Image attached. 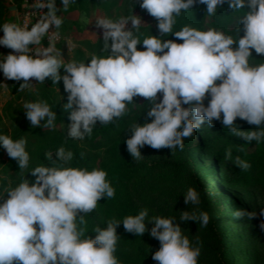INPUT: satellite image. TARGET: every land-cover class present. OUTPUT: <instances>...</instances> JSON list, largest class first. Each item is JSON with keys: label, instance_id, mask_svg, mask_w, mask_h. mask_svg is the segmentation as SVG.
Instances as JSON below:
<instances>
[{"label": "clouds", "instance_id": "clouds-1", "mask_svg": "<svg viewBox=\"0 0 264 264\" xmlns=\"http://www.w3.org/2000/svg\"><path fill=\"white\" fill-rule=\"evenodd\" d=\"M71 2L60 0L65 9ZM197 2L206 5L208 15L225 2L233 10L247 8L239 19L238 39L214 29L184 26L172 32L181 43L152 35L139 43L144 50H138L133 30L138 29L140 16L98 18L96 26L103 29L102 51L107 55H93L87 63H64L54 44L57 33L49 31L50 26L58 29L62 23L57 0H45L40 7L47 12L30 28L0 24V46L13 50L7 55L0 53V72L6 79L23 80L19 91L32 85L29 78L39 82L50 78L53 83L62 80L68 94L63 109L71 121L67 135L78 140L90 136L98 121L104 125L123 115L134 97L147 98L151 106L146 117L151 122L146 119L133 125L131 137L125 141L134 159L142 156L140 149L145 145L182 148V138L205 122L211 127L219 121L236 136L259 143L264 139V63L251 66L248 58L251 50L264 54V0H140V8L157 20L156 28L164 35L172 30L181 10L188 11ZM46 33L47 47H36ZM60 69L65 74L61 75ZM24 111L32 127L53 126L56 113L46 102H28ZM237 118L255 125V130L242 135L243 131L233 126ZM25 144L23 137L13 140L0 134V147L17 161L20 170L29 162ZM55 156L59 163L52 159L53 154L45 153L56 166L31 169L34 181L23 179L15 187L0 190V264H119L114 255L117 227L122 224L126 232L142 236L149 232V223L153 225L149 235L160 242L152 260L157 264H197L199 248L182 235L180 224L160 216L146 223L147 209L122 221L110 220L105 228L95 229L94 238H82L84 229L78 227L77 217L82 225L84 215L80 213L95 209L102 197L112 198L114 188L102 169L64 167L72 152L61 147ZM236 164L242 169L249 167L239 158ZM183 196L185 204L199 203V195L191 187ZM249 215L264 217V209ZM196 220L189 211L181 213L180 221ZM199 220L206 225L208 214L201 212ZM259 228L264 231V220Z\"/></svg>", "mask_w": 264, "mask_h": 264}, {"label": "rangeland", "instance_id": "rangeland-1", "mask_svg": "<svg viewBox=\"0 0 264 264\" xmlns=\"http://www.w3.org/2000/svg\"><path fill=\"white\" fill-rule=\"evenodd\" d=\"M0 1L5 7V23H9L7 4L10 5V0ZM56 7L62 23L56 29L59 38L54 44L64 63L79 61V51H83L87 58L95 55L94 49L103 42V29L96 26L98 18L117 20L140 16L142 21L138 29L133 30L138 40V50H144V46L139 44L144 38L156 36L158 32L157 20L140 8V0H73L66 9L57 0ZM242 15H219L216 10L212 15L203 14L199 5L194 4L188 11L181 10V14L174 18L172 30L164 36L181 43L172 36V32L189 26L201 31L214 29L235 41L239 37V19ZM127 27L131 29V24ZM240 35H243V31ZM65 47L67 58L61 52ZM104 54L106 56L107 52ZM248 60L251 66L264 63V54L255 55L252 51ZM60 73L65 74L64 69H60ZM29 79L32 85L16 96L8 89L13 80H5L0 75V134L11 137L15 119L18 118L31 125L26 118L24 105L44 102L40 95L44 83L47 94L54 92L53 95H59L63 105L67 103V98L60 93V81L53 83L50 78L47 82ZM157 97L159 102L161 93ZM204 103L207 106V99ZM150 106L147 98L136 96L133 102L126 104L124 114L129 110L147 111ZM44 123L42 120L41 124ZM234 123L237 124L234 127L243 131L242 135L256 128L240 118ZM130 137L131 131H127L96 155L97 169L106 172V180L114 188V196L109 199L102 197L95 209L80 213L84 215V223L79 224L77 217V224L84 229L82 238H94L95 229L105 228L110 220L122 221L128 215L134 216L141 209H147L146 223L156 216L174 219L175 223L180 224L182 235L188 238L190 245L199 248L197 264H215L214 249L217 246L211 240L207 226L199 220V214L206 212L208 222L216 221L215 227L225 244V256L231 264H264V231L259 228L264 217L257 215L252 218L249 215L258 214L264 209V139L259 143L249 142L229 132L219 121H214L211 127L205 122L189 137L182 138V148L153 149L145 145L140 149L142 156L134 159L125 143ZM0 149V185L4 188L15 187L23 179L34 181L35 177L29 173L31 169L51 166L49 161L34 157L29 159L27 167L20 170L19 166L10 163L6 151L2 147ZM86 149L89 155L94 154L89 147ZM237 158L247 162L249 167L240 168L236 164ZM190 187L199 195L198 204L184 202L183 195ZM183 211L195 215L196 222L180 221ZM237 211L242 215H234ZM152 226L151 223L147 224L149 232ZM149 232L137 236L126 232L122 224L117 227L114 255L119 264H157L152 260V254L159 250L160 242L152 238Z\"/></svg>", "mask_w": 264, "mask_h": 264}, {"label": "trees", "instance_id": "trees-1", "mask_svg": "<svg viewBox=\"0 0 264 264\" xmlns=\"http://www.w3.org/2000/svg\"><path fill=\"white\" fill-rule=\"evenodd\" d=\"M199 5L200 10L203 14L206 13V5L196 3ZM247 8L241 9H230L228 7L227 2L222 5H219L216 8V11L219 15L225 14L228 16L229 14L233 13H240L244 14ZM4 11L5 7L3 3L0 1V24L5 23L4 19ZM220 18V16H219ZM3 33L0 32V36ZM156 36L159 37L162 41L166 40L164 35L157 32ZM110 43V41H109ZM59 46V45H58ZM236 45L233 47L235 48ZM3 49V46L0 47V50ZM103 49V42L98 44V46L94 49L96 56L105 55ZM166 51V50H165ZM255 53L254 50H251ZM63 57H66V47L61 50ZM78 55L80 56L79 61L77 62H89L88 60L91 57H86L83 51H79ZM255 55H257L255 53ZM49 78L45 79L47 82ZM23 83V80L16 81L13 80L9 85L8 89L13 95L19 96L21 95L26 89L24 88L22 91H19V85ZM45 83L41 85V92L40 95L43 97L44 102H46L50 110L56 113L55 119L53 121L52 127H32L31 125L23 122L20 118L15 119V126L11 133V138L13 140H17L20 138H24L26 141L25 150L29 154L30 158H38L39 160L49 161L51 166H56L53 164V161L57 160L55 156V152L58 148H64L65 152H72L73 157L71 161L64 164V167H76V168H85L87 170H92L93 168H97V154H99L104 147L110 146L115 139L125 134L127 131L129 132L130 128L135 125L136 123L143 124L145 120H151V118L146 117V111H133L129 110L127 114L121 115L118 118H114L113 121L108 122L107 124H101L99 121L97 122L96 126H93L92 133L90 136H85L83 140H78L75 138L68 137V125L71 121L68 119V112L67 110L63 109V101L60 100L59 95L56 97L53 95L54 92L49 95L45 92ZM60 93L63 97L67 98V93L64 90L63 81H60ZM61 97V96H60ZM99 138V140H97ZM86 147L90 148L94 154L89 155L87 153ZM1 148V147H0ZM1 150V149H0ZM45 153L53 154V157L46 158ZM83 154V155H81ZM1 155V153H0ZM9 161L12 165H17L18 163L15 159L9 157ZM4 186L0 185V190H3ZM215 220L208 222L206 224L207 230L209 232V236L212 241L215 242L216 248L215 250V264H231L230 261L225 256V244L223 242L222 236L218 229L215 227Z\"/></svg>", "mask_w": 264, "mask_h": 264}, {"label": "built area", "instance_id": "built-area-1", "mask_svg": "<svg viewBox=\"0 0 264 264\" xmlns=\"http://www.w3.org/2000/svg\"><path fill=\"white\" fill-rule=\"evenodd\" d=\"M45 2V0H12L10 1V5L15 8V14L9 19V23L17 24L18 26H28L29 28L33 23L39 19V17L43 14V12H47V9H41L40 4ZM9 7V5H8ZM49 31H57L54 29V26H50ZM49 34L46 33L44 37L41 39L40 45L36 47H44L48 43ZM58 35L56 36L54 42L58 41ZM30 47H34L31 46ZM13 50L3 47L1 53L7 55L11 53ZM0 75L5 79L3 73L0 72Z\"/></svg>", "mask_w": 264, "mask_h": 264}, {"label": "crops", "instance_id": "crops-1", "mask_svg": "<svg viewBox=\"0 0 264 264\" xmlns=\"http://www.w3.org/2000/svg\"><path fill=\"white\" fill-rule=\"evenodd\" d=\"M7 5H9V3ZM8 11H9V19H10L15 14V8L12 5H9Z\"/></svg>", "mask_w": 264, "mask_h": 264}]
</instances>
